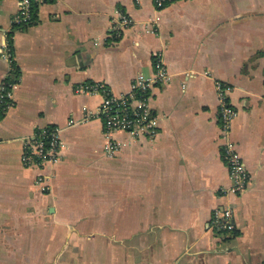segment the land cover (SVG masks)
Returning <instances> with one entry per match:
<instances>
[{
	"label": "crops",
	"instance_id": "0c3cea01",
	"mask_svg": "<svg viewBox=\"0 0 264 264\" xmlns=\"http://www.w3.org/2000/svg\"><path fill=\"white\" fill-rule=\"evenodd\" d=\"M17 10L0 0V85L21 78L0 121V264H264V0H179L160 11L154 0H59L22 28ZM119 13L133 24L114 38ZM9 38L12 73L1 53ZM158 53L170 79L151 91L157 135L116 133L109 157L104 122L83 121L101 97L77 87L129 93ZM218 83L231 88L232 139L250 174L237 195ZM54 126L58 160L26 167L27 140ZM218 207L233 209L232 233L210 228Z\"/></svg>",
	"mask_w": 264,
	"mask_h": 264
},
{
	"label": "built area",
	"instance_id": "2783aa9c",
	"mask_svg": "<svg viewBox=\"0 0 264 264\" xmlns=\"http://www.w3.org/2000/svg\"><path fill=\"white\" fill-rule=\"evenodd\" d=\"M18 10L13 18V25L25 27L33 24L35 15L39 8L49 2L59 0H16ZM157 11L179 0H154ZM133 24V19L124 13H119L113 20L111 35L119 38L123 30ZM11 39H7L1 49L2 56L11 65V73L14 63V48ZM155 72L146 77L140 74L131 86V91L126 94L116 95L103 82H89L77 87V92L88 93L101 97V103L97 110L87 115L83 121L90 118L101 119L105 125L107 137L106 153L113 157L120 150V144L114 138L116 133H126L134 139L142 137H155L157 135V117L153 112L151 104V91L158 84L169 81L170 75L167 71L162 54L156 55ZM18 75H8L0 85V111L7 114L15 106L14 90L20 83ZM220 99L219 118L221 131L224 139L223 158L229 170L231 180V192L235 195L242 193L249 185L250 174L237 150L232 139V128L238 111L228 100L231 88L223 83L217 84ZM77 122L70 121L69 126ZM61 149V128L46 127L35 132L25 143L22 154V162L26 167H37L42 169L47 163L58 160ZM37 184L43 189L49 188L43 175H39ZM210 228L218 233H232L236 225L234 211L231 207L215 208L210 220Z\"/></svg>",
	"mask_w": 264,
	"mask_h": 264
},
{
	"label": "trees",
	"instance_id": "16d2710c",
	"mask_svg": "<svg viewBox=\"0 0 264 264\" xmlns=\"http://www.w3.org/2000/svg\"><path fill=\"white\" fill-rule=\"evenodd\" d=\"M35 19H36V15H35V17H34V21H33V23L35 22ZM18 28H22V27H18ZM14 66H15V69L17 70V66H16V64H13ZM18 72V71H17ZM5 113L4 112H2V111H0V121L5 117Z\"/></svg>",
	"mask_w": 264,
	"mask_h": 264
}]
</instances>
